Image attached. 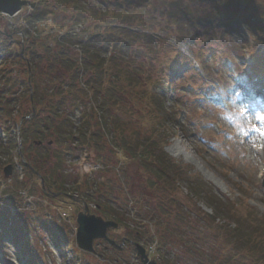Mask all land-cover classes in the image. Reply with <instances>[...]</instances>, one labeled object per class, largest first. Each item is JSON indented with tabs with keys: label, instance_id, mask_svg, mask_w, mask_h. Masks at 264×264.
Listing matches in <instances>:
<instances>
[{
	"label": "rangeland",
	"instance_id": "rangeland-1",
	"mask_svg": "<svg viewBox=\"0 0 264 264\" xmlns=\"http://www.w3.org/2000/svg\"><path fill=\"white\" fill-rule=\"evenodd\" d=\"M76 1L82 2L83 5L89 4L95 9L99 8L101 13L96 14L98 17H95V20H93V17H89L90 19L86 22L74 25L71 23V17L74 14L71 7L73 3L59 5L49 2V7L45 6L42 10L44 13L37 18L39 20L36 19V23H29L31 20L33 21V19H30L32 9L25 6L18 14L13 16L0 14V41L3 43L5 38H14L12 45L15 48H13L8 62H13L11 64L13 69L19 68L24 72L26 64L20 62L16 54L14 57V52H17V48H21L20 45L24 40L29 42L37 37V43L43 45L42 48L37 47L35 52L43 53L45 57L36 59V64H32L37 68L42 67V72L38 75L34 84L38 85L40 92H44L50 101L54 98H60L59 89H62L67 95V102L62 111L60 110L61 114L58 120L65 118L70 124V130H74L73 127L78 125L79 122L86 121L93 126L96 132L98 130L96 121H100L102 113L101 111L95 112V99L90 97L91 90L90 94L85 97L86 82L89 75L86 76L87 70H83L80 78H77L75 82L77 93H74L75 88L72 86V89H70V75L67 70L63 67L57 68L53 63L54 52L59 40L57 34L61 35L62 32L72 29L82 39V36L88 38L93 33L99 47L101 46L100 43L106 47L110 40L108 36L110 25H108L109 22L105 20L104 16L109 20L107 16H110L113 10L122 9L120 3L126 4V11L132 12L133 15L136 14L138 17H144L147 20L160 21L161 25L164 24L165 26L169 23L168 18H166L168 16L166 7L169 6H167V0L162 3L161 10L158 8V1L160 0H152V5L147 0H133V2H130V0H116L117 4H114L115 0ZM175 2H178V0H175ZM181 2L183 14L187 16L183 9L192 13V10H194L192 4L199 3V0H181ZM208 2H210L209 5L214 4L209 9L215 14V18H212V22L209 23V29L208 26L203 29L199 28L198 31L193 28L190 31L191 33L189 32L190 40H180L179 29L176 32L173 28H170L169 31L165 27L156 31V34L165 39V42L173 49L166 55L165 53L160 55L159 62L168 55L174 57L176 53H180L182 58L188 62V65L195 69L190 68L187 70L185 65L175 66V72L169 83L164 82L161 84L160 81L163 79L160 81H147L144 71L147 70L148 73L151 67L148 64L150 54L147 52L140 54L142 58L140 63L134 59L130 46L127 47L126 53L125 48L122 50V54H124L122 56H127L130 63L135 61L136 67L140 66L143 73L140 80L143 79V87L146 86L148 94L154 93L160 98L158 100L161 103L160 108H163L162 110L165 113L163 124L167 129L160 126L157 128L158 120L151 117L154 114L150 115L154 107L147 100H141L140 103L143 109L138 110V114L134 112L133 116L131 114L125 115L114 108L112 116L121 119L125 127V130H123L129 135L131 142L141 138H148V140H151L149 137L158 138L159 144L164 147L162 149L172 159L178 161V164L191 168L192 173L199 174L206 182L212 184L220 196L219 199L222 200L220 201L222 211H228L230 208L228 203L225 202L228 201L240 211H256L258 216L264 217V175L261 176L260 173V170L264 172V108H259L264 100L259 98L260 102H258L257 107L260 110L255 113L256 111L250 108L251 103L246 100L248 97L243 87L240 86L241 82L248 85L251 80L248 72L249 67H252L248 59L249 56L251 55L254 60L255 58L258 59L257 48L261 49L264 46V0H253V4L260 7L257 12L263 17L261 36L254 35L256 32L250 28L253 23H247L243 19L244 15H241L240 5L246 7L244 0H214L212 3L211 1ZM203 3L205 2L202 1ZM65 7L68 10L71 9L72 12L66 10L64 13L63 9ZM226 11L230 15L235 13L234 15L239 16V21L236 23L231 19L229 24L225 23L226 21L222 22L221 13L224 14ZM250 13L258 15L253 11ZM88 15L92 16L91 14ZM51 18L54 20H51ZM137 32L141 31L137 29ZM32 35L34 37L31 38ZM44 46L45 48H43ZM114 46V44H109L107 52H104V56L109 60L106 67L111 66L112 62H110L109 57L112 54L114 55ZM157 46L160 47L161 42L157 41ZM1 47L0 58H4V43L1 44ZM68 48V54L71 52L74 56L72 47L68 46ZM112 49L113 52L110 54ZM123 62L126 63L124 60ZM3 63L4 61L1 64ZM7 67L8 65L4 67L2 72H6ZM129 67L133 69L132 65H129ZM179 67H181V71H178ZM152 70H158V66L155 67L154 65ZM157 75L158 73H155L152 77L155 79ZM259 75L264 79V74L260 73ZM102 76L104 77V72ZM22 78H26L25 72L22 74ZM121 79H123L121 83L126 85L128 82L126 76H122ZM105 82H107V79ZM121 83L120 85H122ZM56 84H59V87L53 94L51 87ZM260 86H255L256 90L253 94H258L261 91ZM13 93L11 92L10 97L14 98L15 96L21 97V100L23 99L20 91ZM262 95L264 98V93ZM132 99L134 100V98ZM27 101L28 97L25 96V99L19 104L16 120H20L19 113L22 109V112L28 109ZM127 104L129 107L131 106L129 102ZM88 107L92 108V112H86L89 109ZM84 112L88 113L89 116H86ZM47 113L49 112L44 110L41 116L46 119ZM256 114L260 115L261 120L255 123L253 117ZM34 115L36 114L34 113L28 117L32 118ZM110 125L107 129H113L112 124ZM65 127L68 128L69 126ZM107 129H104L105 134H108ZM154 129L158 131L155 132ZM39 131L42 132L44 129L40 128ZM11 132H13L12 129ZM54 133L55 131L51 130L49 125L47 131H45V136H42L41 144L33 149L31 156L40 161L41 165L36 162L35 166L41 170L42 174L44 173L43 175L47 177V182L51 186L56 185V183H53L55 178L60 181L64 178L65 189H67V192L72 193L74 199L61 196L62 194L58 193V189H53L56 193L53 196L45 197L39 191L38 180H33L31 176V180H27L24 184L23 181L30 177L28 172H24V170L19 172V170L12 168L9 175L5 177V181L0 183V190H2L0 201L10 203L17 200L18 203H22V205H19L14 202L15 205H19L17 207L12 206L11 209H14V211L24 212V209L27 213H30V211H52L57 221L69 226L68 232L77 228L76 215L78 212L83 211L84 206L87 207V211H100L94 208L95 203H101L104 206V211H107L111 206L112 211L117 215L116 217L121 218L123 215L122 219H125L124 222L127 225L120 224L116 229L109 230L108 237L116 241L117 248L112 249L110 245L101 242L95 248L102 249L106 246L107 249L105 248L103 253L98 255L97 253H86L79 250L76 243L72 242L74 233L70 237V241L73 243V247L70 248L69 245L62 243L61 239L58 238L55 241L54 237L47 236L48 234L43 231V237L39 238L38 236V244L43 251L41 254L45 264H69L70 262V264H141L136 257L135 243L141 244L146 250L149 249L151 253L149 259L155 260L158 264H184L186 261L187 264L204 263L196 257H190V250L185 251V247L181 248L179 244L170 242V240L174 241L175 232L181 233L182 231L191 233L190 235L184 234V237L188 240L197 236V234L204 240L214 238L206 225V221L203 222L198 217V214H200L201 217L205 218V215H210L213 210L206 206L202 199H197L189 193L185 180L172 184L166 193H163L164 190L161 185L152 187L149 178L154 179V176L141 165L140 160L136 156H133L134 159L131 157L130 160L124 158L125 154L130 155L129 148H127V152L116 150L115 132L112 136V133L106 135L110 142H107V139L103 140L105 142L103 149L96 150L93 144L87 148L88 158L85 157L86 153L81 150L79 140L71 139L72 142H66L65 146L63 144L64 140H61L59 136H52ZM92 133L94 132L92 131ZM89 135H92L90 131ZM36 137L29 138L24 147L20 145V148H16L15 151L23 153L22 149H24L25 155L26 151L35 147L31 142L37 139ZM1 140H3L2 134H0ZM48 142L51 144L48 145ZM75 144L79 147L74 148L76 147ZM136 150L138 152L140 147H137ZM50 152L53 153L52 156L47 155ZM54 153L57 155L54 156ZM60 154L63 159L59 166L62 170L61 176L57 174V163L54 159V157L58 158ZM79 154H83L82 156L85 159H75ZM0 161L6 163L3 152H0ZM45 166L47 167L45 168ZM21 172L23 173L22 181H20L21 174H19ZM12 185L19 188L11 191ZM28 185L30 190L25 195H20L25 186ZM18 193L19 197L17 196ZM104 193L109 199L104 197ZM76 197L79 199L76 200ZM160 204L166 206L165 210L162 211L166 215L160 214L159 217L158 207ZM11 209L9 211H12ZM136 209L140 211L141 216L139 218L145 223L144 226L147 225V228H144L145 232L138 227L135 217L131 215L134 214L132 211ZM2 210L5 211V209ZM166 211H184L185 215H189L190 222L181 225L180 228V222H175ZM198 211L202 213H198ZM101 214L97 213L96 215L113 219L107 217L109 215ZM65 218L66 220H64ZM161 219V223H168L171 226L176 223L178 227L173 226V230L169 234H167V231L162 230L161 234L166 236H160L158 224ZM198 219L202 225H199ZM214 223L224 225L221 218H217ZM197 225L200 227L196 228ZM135 231H142L143 234L139 233L138 237L135 238ZM214 232L217 236L213 240L214 242L218 240L215 247L213 243L205 245L207 241H202L201 244L204 248L213 249L210 253L214 254L207 256V263L209 264H217L218 260L224 262L227 255H219L220 250L228 251L224 241L220 239L223 238L220 232L217 230H214ZM167 235L170 236L167 237ZM6 240L8 248L3 253L0 252V264H21L14 251L13 243L9 239ZM130 241L134 243H130ZM217 254L218 260L215 259Z\"/></svg>",
	"mask_w": 264,
	"mask_h": 264
},
{
	"label": "trees",
	"instance_id": "trees-1",
	"mask_svg": "<svg viewBox=\"0 0 264 264\" xmlns=\"http://www.w3.org/2000/svg\"><path fill=\"white\" fill-rule=\"evenodd\" d=\"M164 1L165 0L158 1V8L160 10L162 9V3H164ZM202 1H204L205 3L202 4ZM208 1H211L212 3V1L214 0H199V3H193L192 6L194 10H192V13L183 9L185 14L188 16L187 17L183 14L181 0H178V2H175V0H167V6H169L166 7L168 16H165L166 18H168L169 22L166 24L167 26H165L164 24L161 25L160 21L157 20L151 19L153 20L151 21L147 20L144 17H138V15L136 14L133 15L132 12H129L128 10L126 11V4L120 3L121 8L122 5L124 6L123 10L120 8L115 11L113 10L112 14L110 16H107L109 20H107L104 16L105 20L109 22L108 25H110L108 28V36L110 40L107 45L110 42L115 45L114 55L110 58L112 62L111 66L107 67L108 71L104 68L106 61L107 63H109L107 57L104 56V52L107 51V46L104 47L102 44H100L101 46L99 47L98 42L95 41L96 37L94 36V34H90L88 38L82 36L81 39L77 35H72L71 33L66 32L62 37V41H57L53 63L57 68L63 67L65 70H67L68 74L70 75V89H72V87L75 88L74 93H77V89L75 87L77 78H80L83 70H87L86 76L89 75V79L86 82L87 85L85 84V97L90 94L91 90L90 97H94L93 99H95V112L101 111L102 113L100 115V117H102L100 121H96V124L98 126V130L96 132L93 126L89 125L86 121L79 122V125H81L77 127V130L71 131L69 129L70 124L68 123V121L64 122V118H62L63 121L58 120V117L61 114L60 110L62 111L63 106L67 102V95L63 92L62 89H59L58 93L60 95V98H54L50 101L49 97H46V94L44 92H40V89H38V85L34 83L38 78V75L41 74L42 67L37 68L32 64H36V59L45 57L43 53L35 52V49H37V47L42 48L43 44H38L37 37H34L33 35L31 36V38L34 37V39H31L29 42L28 40H24L23 54L24 58L28 59L31 64V84L29 85L28 82L22 78V74L25 72V70L23 72L19 68L13 69L11 67V64L13 62H8V67L5 69L7 71H4L1 74L0 78V85H2L0 86V122L4 124L3 132L5 135V139L0 141V152H3V154L7 156L6 162H11V158L8 156H10V153L15 151L18 144L17 136L15 133L11 132V127L13 125V122L14 124L17 123L16 113L19 111V104L25 99V96L28 97V109H26V111L24 112H22V109L19 113L20 118L22 119L20 127L21 147H24V145L28 142V139L31 137L37 136L36 138L38 140H41L42 136H45V131H47L48 126L50 125L51 130H54L60 138L68 131V136H72L73 138L74 133L77 132L78 134L75 137L81 140L79 142L81 145L93 144L96 150H101L103 149V146H105V142H103V140H106V135L110 134L109 130L108 134H105L104 129H107L108 125L112 124L113 130L116 133V145L126 152L127 148H129V154L131 155V157L133 158V156H136L140 160L141 165L153 174L154 179L149 178L150 185H152V187H159L161 185L164 190L163 193H166V191L169 187H171L172 184L185 180L184 182L189 189V193L192 196H195V198L197 199H202L205 205L213 210L210 215H205V218L201 217L200 214H198V217L201 221H206V225L208 226L209 231L214 238L217 236L214 230L220 232V235L223 237L220 239L224 241L225 246L228 248V251L225 252L221 249L219 253V255H227L224 262H220V260H218L217 254V256L215 257V259L219 261L217 264H264L263 216H258L256 214V211H240L236 208V206H233L228 201L225 202L228 203V206L230 208L228 209V211H222L220 208V201H222L219 199L220 196L214 191L213 187L208 182H206L199 174L192 173L191 168L182 164H178L175 160H173L166 152H164L157 139L148 140V138H141L136 139V141L133 140V142H131L129 135H127L124 131L125 127L122 124L121 119L119 117L112 116V110L114 108L115 110L117 109L120 111V113H124L125 115L131 114V116H133L134 112L135 114H138L137 111H141V109H143L140 103L141 100H147L148 103H150V105H153L154 107V110H151L150 115L154 114V116L151 117L158 120L159 124H157V128L159 126L163 129L166 128V126L163 124L165 122V113L162 110L163 108H160L161 103H159L158 101L160 100V98H158V96L154 93L148 94L146 86L143 87V79L140 80L142 76L141 74H143L140 66L136 67L135 61H131L132 63H130L127 56H122L124 55L122 54V50L125 48L126 53L127 47L130 46L132 48L131 51L133 53L134 59L138 60L140 63L142 59L140 57V54H142L143 52L149 53L150 58L148 60V64L151 67L148 73L147 70L144 71L147 81H160L161 79H163L160 81L161 84L164 82L169 83L172 75L175 72V66L185 65L188 68L187 70H189L190 67L188 65V62L182 58V55L180 53H176L174 57H172V55H168V57L161 59V62L158 61L160 55H163V53H165L166 55L173 49H171L170 45L165 42V39L156 34V31L162 30L165 27H167V30L169 31L170 28H173L176 32L179 29L180 40H190L191 36L189 32L193 28L198 31L199 28L203 29L204 27L208 26L209 29V23L212 22V18H215V14L212 12V10L209 9L210 6L213 7L214 4L209 5L210 2ZM49 2L57 3L59 5L62 3H73V6L71 7L74 11V14L71 17V23L74 25L86 22V20L90 19L91 17H93V20L96 19L95 17H98L96 16V14H98L99 10L96 11L94 7L83 5L82 2L76 0H37L38 5L30 15V19H33V21L31 20V22L29 23H36V19L42 16V14L44 13L42 12V10L45 8V6L49 7ZM130 2H133V0H130ZM115 3L116 0L114 1V4ZM253 7V9L260 10V7L258 6ZM66 10H68L67 7L63 9V12L65 13ZM68 12H72V10L70 9L68 10ZM88 14H91L92 16ZM148 25L150 26L148 27ZM262 25L263 23L261 22L259 28H261ZM137 29H139L141 32H137ZM8 40V38H5L3 49L6 59H10L11 56V51H9L8 49ZM157 41L161 42L160 47L157 46ZM76 43L79 44L84 55L80 58V65L78 64V67L75 70H72L75 65L74 62L76 61L70 58L69 54H67V50L69 49L68 46L72 47L71 45ZM43 48H45V46ZM16 57L19 59V61H21V55L19 52L16 53ZM123 60L126 62L125 64ZM129 65H132L133 69L130 68ZM154 65L155 67L156 65L158 66V70H152V67ZM179 70H182L181 67L178 68V71ZM103 72L104 77L102 76ZM155 73H158V75L156 76L157 78L154 79L152 75ZM124 75L126 76V80L128 81L126 85H123L121 83V81L123 80L121 78ZM106 79L107 82H105ZM83 82L85 83V80ZM120 83L122 85H120ZM58 87L59 85L52 90L53 94H55ZM19 91L20 93H22V100L21 97L18 98L14 95V98L10 97L11 92H14L13 94H15ZM132 98H134L135 102ZM128 102L131 104L130 107L127 104ZM33 110H35L36 115H34L32 118L29 117V119H26L25 117L32 116ZM44 110L48 111L52 117L49 118V113H47V117L46 119H44L41 116V113ZM84 113L87 116L88 113ZM65 126H69L68 131L65 130ZM40 128H43L44 131L40 132ZM88 130L92 135H89ZM92 131L94 133H92ZM153 131L157 132L158 130L154 129ZM62 139H64V137H62L61 140ZM89 141H91V143ZM31 144H33V140ZM137 147H140V150H138V152H136ZM35 148L36 147L32 148L29 151H26L25 155L24 149H22L23 153H21L23 162L25 166L27 165L28 167L29 176L32 175V169L38 171L37 166H35L36 162L38 164V160L31 156L32 151ZM130 155H128L127 157H129ZM38 172L41 174L40 171ZM41 176L45 181L47 180V177L45 175ZM15 188L18 187L12 185L10 190L14 191ZM39 191L43 193L41 189H39ZM17 196L19 197V193L17 194ZM97 204L95 203L96 207L98 206ZM165 208L166 206L164 207L163 204H160V206L158 207L159 217L160 214L163 216L166 215V213L162 212L163 210H165ZM2 209H5V211H3ZM0 210H2L0 211V250H3V247L5 245L4 238L8 234L9 238L18 245L17 251L25 259V262L27 264H44L42 256L39 255V253L41 252V247L38 244V239L35 240L34 245H31L29 241L24 237L22 228L18 226L17 216H10L9 211H7V205L5 204H0ZM101 211H104V206ZM38 212H40V215H43L41 211ZM166 212L172 216L175 222H180V228L190 222L189 215H185L186 213L184 211ZM198 213L202 212L198 211ZM105 214L113 216L114 218H116L117 216L112 211L111 206L105 212ZM31 215L32 211H30V213L26 212L24 214L25 224L29 228H31L33 219ZM217 218H221L224 222V225H218L217 223H214ZM116 220L119 223H123V219L120 217H117ZM161 222L162 219L158 224V228H161H159L158 230L160 236L164 235L161 234L162 230L167 231V234H169V232L173 230V226L178 227V224L176 223L175 225L171 226L168 223ZM38 225H40L41 230H46L48 234L51 233L50 235H52L55 241H57L54 231L56 228H52V223L42 218L40 220V224ZM199 225H202L200 221ZM199 225H197L196 228H199ZM57 229H60L62 231L65 230L62 225H58ZM185 233L186 232L183 231L181 233L175 232L174 241L170 240V242L179 244L181 248L185 247V251L190 250L191 253L188 252L190 253V257H196L199 261L202 260L204 262L203 264H209L207 263V256H212L214 254L210 253L211 251H213V249L202 247V241H207L205 245L213 243V246L215 247L218 240L217 242H214V238H208L204 240L200 237L199 234H197V236L191 237V239L188 240L184 237ZM186 234L190 235L191 233ZM168 236L170 235H167V237ZM201 236H203V234H201ZM166 262L168 263V261ZM184 264H187V261L184 262Z\"/></svg>",
	"mask_w": 264,
	"mask_h": 264
},
{
	"label": "water",
	"instance_id": "water-1",
	"mask_svg": "<svg viewBox=\"0 0 264 264\" xmlns=\"http://www.w3.org/2000/svg\"><path fill=\"white\" fill-rule=\"evenodd\" d=\"M25 4H30L26 0H0V12L8 14L10 16L18 12L21 7ZM33 6V4H31ZM11 167L5 168L4 175L7 177ZM87 208L85 207L84 212L78 213L77 223L78 227L76 230V241L80 249L85 251H93V240L96 238L107 239L106 231L110 227H116L117 224L113 221H105L99 216L86 214ZM113 243V242H112ZM138 254L141 255L144 264H157L154 260H149L145 254L144 249L138 248Z\"/></svg>",
	"mask_w": 264,
	"mask_h": 264
},
{
	"label": "flooded vegetation",
	"instance_id": "flooded-vegetation-1",
	"mask_svg": "<svg viewBox=\"0 0 264 264\" xmlns=\"http://www.w3.org/2000/svg\"><path fill=\"white\" fill-rule=\"evenodd\" d=\"M53 183H56L55 186H51V184H49L48 182L46 183V188H47V191H44V196L47 197V196H53L54 194H56L53 189H58V193L62 194L61 196L63 197H68V198H71V199H74L72 194L70 192H67V190H65L64 188V183L62 181H60L59 179L53 181ZM76 200H78L79 198L76 197L75 198ZM106 211H86V213L88 214H92V215H96L97 213H102V214H105ZM101 214V215H102ZM104 219H106L105 217H103ZM108 233H109V230H108ZM95 242H102V240H95ZM130 243H134V242H131ZM106 246H104V250H105ZM115 248H117V246H115ZM107 249V248H106ZM97 255L98 254H102L101 250H99L98 252H96Z\"/></svg>",
	"mask_w": 264,
	"mask_h": 264
}]
</instances>
